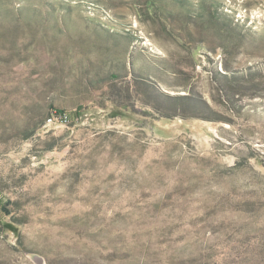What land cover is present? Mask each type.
Instances as JSON below:
<instances>
[{"label":"rangeland","instance_id":"obj_1","mask_svg":"<svg viewBox=\"0 0 264 264\" xmlns=\"http://www.w3.org/2000/svg\"><path fill=\"white\" fill-rule=\"evenodd\" d=\"M0 264H264V0H0Z\"/></svg>","mask_w":264,"mask_h":264},{"label":"trees","instance_id":"obj_2","mask_svg":"<svg viewBox=\"0 0 264 264\" xmlns=\"http://www.w3.org/2000/svg\"><path fill=\"white\" fill-rule=\"evenodd\" d=\"M50 114H57V115H61V116H65V112L64 110H62L61 108H58V107H51L50 106V109L48 111Z\"/></svg>","mask_w":264,"mask_h":264},{"label":"built area","instance_id":"obj_3","mask_svg":"<svg viewBox=\"0 0 264 264\" xmlns=\"http://www.w3.org/2000/svg\"><path fill=\"white\" fill-rule=\"evenodd\" d=\"M48 120H51V119H48Z\"/></svg>","mask_w":264,"mask_h":264}]
</instances>
